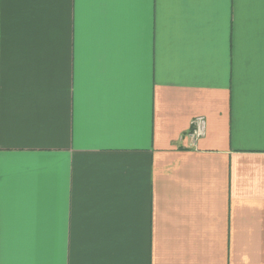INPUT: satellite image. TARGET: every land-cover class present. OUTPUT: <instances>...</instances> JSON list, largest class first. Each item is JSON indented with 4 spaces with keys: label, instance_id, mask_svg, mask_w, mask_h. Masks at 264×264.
<instances>
[{
    "label": "crops",
    "instance_id": "1",
    "mask_svg": "<svg viewBox=\"0 0 264 264\" xmlns=\"http://www.w3.org/2000/svg\"><path fill=\"white\" fill-rule=\"evenodd\" d=\"M0 264H264V0H0Z\"/></svg>",
    "mask_w": 264,
    "mask_h": 264
},
{
    "label": "built area",
    "instance_id": "2",
    "mask_svg": "<svg viewBox=\"0 0 264 264\" xmlns=\"http://www.w3.org/2000/svg\"><path fill=\"white\" fill-rule=\"evenodd\" d=\"M207 121L205 117H198L193 122L191 135L195 138L201 137L206 131Z\"/></svg>",
    "mask_w": 264,
    "mask_h": 264
}]
</instances>
